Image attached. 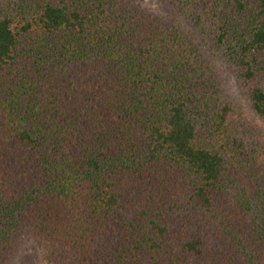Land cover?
I'll return each mask as SVG.
<instances>
[{
  "label": "trees",
  "instance_id": "trees-1",
  "mask_svg": "<svg viewBox=\"0 0 264 264\" xmlns=\"http://www.w3.org/2000/svg\"><path fill=\"white\" fill-rule=\"evenodd\" d=\"M0 264H264V0H0Z\"/></svg>",
  "mask_w": 264,
  "mask_h": 264
},
{
  "label": "rangeland",
  "instance_id": "rangeland-1",
  "mask_svg": "<svg viewBox=\"0 0 264 264\" xmlns=\"http://www.w3.org/2000/svg\"><path fill=\"white\" fill-rule=\"evenodd\" d=\"M232 88L235 91V93L237 94V96L243 100L244 102L247 101V97L245 96V93L243 92V90L239 87L238 83L236 82L235 78H232Z\"/></svg>",
  "mask_w": 264,
  "mask_h": 264
}]
</instances>
